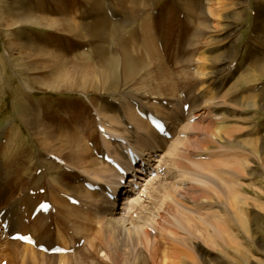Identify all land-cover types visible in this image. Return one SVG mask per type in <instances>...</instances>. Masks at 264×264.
<instances>
[{
	"label": "rangeland",
	"instance_id": "1",
	"mask_svg": "<svg viewBox=\"0 0 264 264\" xmlns=\"http://www.w3.org/2000/svg\"><path fill=\"white\" fill-rule=\"evenodd\" d=\"M26 11H32L33 17L38 15L39 19H43L45 26L10 23L11 19L25 17L24 12ZM64 13H67L74 21L88 25L102 19H106L111 27L119 23L125 25L122 38L136 50L134 53L143 55L147 59L145 63L147 65L142 64L143 67L137 71L136 76L127 78L123 60H121L123 49L118 45L115 36L100 38L99 36L102 35L99 34L96 38H86L79 32L71 33L69 28H65V23H58L62 20ZM228 21H233L239 26L230 48L226 44L230 37H226V33H223V28ZM263 28L264 0H0V228L3 231L0 230V264L2 261L6 264H21L15 258L13 250L6 249L7 242L13 240L12 231L32 233V230L26 227L42 211L35 218L33 215L31 217V211L34 205L37 206L43 199L51 201V208L40 214L47 223V229L51 231L50 242L55 245H64L63 240H65L70 251L61 252L67 258L63 257L59 260L58 256L53 257L52 255L60 253L50 254L41 250L46 257L36 256L35 264H153L150 258L151 245L153 241L161 242L162 235L172 239L175 243L181 242V239L175 238L176 236H186L187 244L191 247L198 262L204 260L206 264H219L222 260L221 264H264V146L260 144L253 151L246 148L235 150L227 146L216 148L215 150L223 154L225 161L226 159L239 161L237 165L239 170L236 172L226 165L218 170L215 167L207 170L206 167L199 166L196 160H203L199 158L193 160L182 158L185 167H177L173 172L170 169L172 165L170 154L164 155L168 148L169 153L174 149L185 152L196 150L192 142L186 141V132L190 130V113L193 105L208 103L205 100L211 95L208 90H213L210 89L211 85H207L206 91L199 90L200 84L206 79L198 70L199 66L204 68V71L209 70V49L220 47L218 52L229 50L227 53L231 59L228 66L233 68L241 66V72L245 71L253 62L264 59ZM146 42L154 45L153 53L150 52ZM34 47L48 50L47 55L44 58H36L38 55L34 54L36 52ZM98 47H103L107 55L117 57L121 63L118 65L115 81L113 79L108 81L106 86L103 78L98 76L102 70L100 65L102 58ZM81 51L85 54H78ZM49 54L60 56L62 54L65 58H71L70 64L93 66V73L81 69L74 70L67 66L66 70L59 69L54 63L60 57ZM77 54L80 56L76 57ZM35 58L38 61L31 62ZM191 72L196 73L194 77ZM241 72L236 73L231 83L227 84L224 89L230 88L231 85L232 89H238L239 94L242 95L247 93L249 86H254L255 92L261 91L264 95V74L256 75L253 71H249L243 79ZM92 77L97 78L98 91L96 92L88 89L94 85L89 84ZM82 86L85 88H81ZM189 89H191L190 93ZM225 90L217 95L227 93ZM139 92H145L150 96L144 97ZM202 93L208 95L201 96ZM198 96L199 100L194 99ZM263 102L255 107H250L249 104L244 107L235 106L239 111L238 125H241L243 129H240V134L239 131L238 134L237 132L229 134L232 140L250 138L263 140ZM153 103L169 110V118L177 125L178 131L170 139L160 135L171 142L174 140V143L161 148L156 138L152 136L151 142L156 146L149 150L152 151L150 155L153 156L150 160L149 157L145 160L144 155L148 156V154L135 146L147 163V171L150 170L148 174L145 173L146 175L139 171L136 172L144 179L133 176L135 173L133 168L136 166H129L125 157L127 163L125 169L128 172L134 171L128 177L138 180L135 191L134 182H129L130 178L128 182L127 180L120 182L123 175L117 171V175L110 176L108 179L121 185L123 190L121 195L119 193L117 199L114 200L117 207L128 206L125 204L128 199L136 203V206H130L126 211L121 212L119 209L122 214H116L117 217L122 215L129 217L131 224L126 226L129 229L132 227L129 233L120 231L123 228L122 225L108 226L109 218H111L108 214L109 206L90 204L91 199L86 195L84 197L80 194L77 198L70 191L73 185L81 184L83 179L92 180L91 176L98 172L94 168L96 166L89 163L83 166L72 164L68 159L67 149L58 154H53L51 149L45 150L37 142L33 129L21 124L20 118L26 108L45 126L57 127V130L63 133L74 128L75 118H81V124H85L87 129L83 138L84 142L88 145L93 157L102 161L103 158L96 154V147L103 148L101 154L106 153L111 156L106 143L111 145L110 149L120 150V152L125 149L126 142L142 146L141 133L135 131L136 126L130 123L126 110L131 106H138L145 110V104ZM186 104L189 105V109L185 107ZM101 106L110 107L109 110L115 115L117 121L104 120L100 110ZM66 107L72 109L73 112H67ZM74 111L77 113L75 118ZM47 116L57 119L47 118ZM58 119L65 122H58ZM57 123H62V125ZM12 124L18 130L16 133L20 136L18 140L13 138L12 141V137L7 138L8 135H5ZM207 127V122L201 124L202 131ZM117 138L124 142H118ZM199 138L202 142V136ZM22 149H25L27 154H24ZM144 161L137 160V166H143ZM104 162L109 163L106 159ZM148 164L152 165V168ZM153 166L160 171L162 169L163 173L154 171ZM215 171L222 175L221 180ZM99 172V175H103ZM165 172L170 173L167 178L164 176ZM179 172L185 173L189 181L195 185L207 186L209 189L220 186L221 190H225L224 180H236L234 181L236 184L247 189V191L242 190L243 194L250 195L249 199L255 198L251 199V203L243 204V214L245 211L244 216L248 227L245 230H239L238 233L241 244L240 252L229 249L224 237L216 235L212 217L207 214L217 210L216 204L204 202L192 205L191 201L178 197L176 190L179 182L174 175ZM241 174L242 177H240ZM73 197L77 199V204L71 203L70 200ZM222 197H224L223 202L228 204L227 196L223 194ZM57 202L72 206L70 212L73 214L70 213V219L73 220L76 214V219L83 215L88 216L86 219L89 221L79 219L85 223L82 229H76L72 220L68 222V217H63L58 222L56 218L58 216L55 214L61 208L57 207ZM165 203H172L175 206L173 217L175 222L169 227L176 231L175 235L162 230L161 215L164 212ZM2 214L6 217H2ZM21 215L24 216L25 228L14 227L13 230L8 228L10 230L7 231L8 233L3 230V221L17 222L18 219H22ZM103 218L105 223L102 224L100 221ZM56 227L60 228V232L63 231L62 235L58 234ZM207 229L208 231L212 229L209 234L215 235L216 239L213 236L211 239L208 237L205 231ZM147 231L149 234L146 237ZM13 241L20 242V240Z\"/></svg>",
	"mask_w": 264,
	"mask_h": 264
},
{
	"label": "bare ground",
	"instance_id": "2",
	"mask_svg": "<svg viewBox=\"0 0 264 264\" xmlns=\"http://www.w3.org/2000/svg\"><path fill=\"white\" fill-rule=\"evenodd\" d=\"M193 6H194V4H193ZM224 6L225 5H223V7ZM29 11L24 12L25 17L20 18V19H11L10 23H12V24L13 23H28V24L30 23V24H33V25L35 24L38 26H45L43 19H39L38 15L33 17L34 13L32 11L31 12H29ZM20 13H21V11L19 12V14ZM21 16H23V15L21 14ZM62 17H63L62 20L61 21L59 20L58 23H61V24L65 23V26H66L65 28H69L70 31H72L71 33H74V32L78 33L79 32L80 34H82L86 38H92V37L96 38L99 36V34L102 35V36H99L100 38H104V37H108V38L111 37L112 38L115 36V39L117 40L118 45L122 46V49H123L122 50L123 51V59H121V60H123V64H124V68H125L127 78H132L134 75L136 76L137 71H140L141 67H143L142 64L146 63L147 59L143 55H139L138 53H134V51H136V50L133 49L132 46L122 38V32L124 31L123 28L125 27V25L119 23V24H114V26L111 27L109 25V23H107L106 19H102L100 21H96V22L92 23V25H88L85 23H80V22L74 21L73 19H71V17H69V15L67 13H64V15ZM222 20H223V17H222ZM5 24H6V22H5ZM262 25H263V23H262ZM145 29H146V26H145ZM238 29H239L238 24L233 22V21H228V23H226L224 28H223V31H224L223 33L224 34L226 33L225 36L230 37V39H228V43H226L229 46V48L233 42L234 36H235L236 32L238 31ZM262 32H263V36H264V28L262 29ZM149 39L150 38L148 37V40ZM263 41H264V39H263ZM148 42H146L147 47H149L150 52L153 53L155 51L153 48L154 45L152 46V44H149L150 42L149 43ZM81 48H83V47H81ZM219 48L220 47L209 49L210 50L209 51V53H210L209 58L210 59H208V60H210V61H208L209 62V65H208L209 70L204 71V68H201L200 66H199V70H198L199 73L202 74V76H204V78L206 79L202 84H200L199 90L201 89L203 91H206L208 89L207 85H209V86L211 85V88L210 87L209 88L213 89L214 91L208 90V93L211 94L210 96L206 97L207 99H205L206 101H208V103L204 102L205 103L204 105H200V104L196 103V105H193V110L190 113L191 114L190 115V123H189V129L190 130H188L186 132V141L192 142V144H193V146H195L194 148H196V150H191V151L185 152L184 150L174 149L173 152L170 151V153L168 152L170 150L169 148L167 150H165L164 155L167 156L170 154L169 156H170V160H171V164H172L170 166V169L173 172L176 171L177 167L178 168L180 166L185 167L183 164L182 158L183 159L187 158V159H191V160L196 159V158L203 159V160H196V161L198 162L199 166L206 167L207 170L213 169V167H215V169L218 170L221 167H223L224 165H226L236 172V170H239V169H237V165H238L239 161H236V160L228 161L227 159L225 161L223 154H221L218 150H215L216 148H219L221 146H227L229 148L232 147L235 150L239 149V148L240 149L246 148L248 150L253 151L260 144H262L264 146V138H263V140H261V139L259 140V138H250V139H245V140L244 139L243 140H237V139L232 140L231 137H229V134L230 135H232L233 133L236 134V132L238 134V131L240 134L241 133L240 129H243L240 127L241 125H238L239 124L238 123L239 118H237V114L239 111L237 110L238 108H235V106L238 107V105H239V106L244 107L245 105L247 106L248 104H249L248 106H250V107L258 106L261 102L264 101V95L262 94L263 92L261 93V91L255 92L256 88L254 86H249L247 93L240 95L238 89H232L233 87L231 88V85H230V88L226 89L227 93L222 94L221 96L217 95V93H220V91H222V90L224 91L225 90L224 87H226L227 84L231 83L232 77L235 76L236 73L241 72V70H242L241 66L240 67H234V68L232 66H231L232 68L229 67L228 64L230 63V59H231V58H229V54L227 53L229 50L226 49L227 51L218 52L221 49V48L220 49ZM34 49L36 50V52L34 54L38 55V57H36V58H40V57L44 58V56L47 55L48 50L45 51V49H41V48H37V47L36 48L34 47ZM98 52L101 54V58H102L100 61V65L102 66V70L100 71V73H99L100 75H98V76L100 78L101 77L103 78L104 84L106 86V83L108 81L110 82V80L116 79L117 69L119 68L118 65L121 63H119V59L117 57L107 55V52L105 51V49L103 47H98ZM78 54L83 55L85 53L81 51V53L79 52ZM78 54L75 56L76 57L80 56ZM49 55L50 56L55 55V57H60V59L58 58V60L54 63V65L56 67H58L59 69L62 68L64 70H66L67 69L66 66H67L68 68H74V70L81 69V70H87V71L93 73V70H92V69H94L93 66H91V67L87 66L86 67V65L84 66L81 64H70L71 62H69V60L71 58L70 59L65 58L62 56V54H61V56L57 55V54H49ZM120 56H121V54H120ZM153 56H151V58ZM36 58L31 62H37L38 60ZM232 59H234V58H232ZM197 60H198V58H197ZM150 64H151V61H150ZM146 65L147 64H145V66ZM26 69H27V67H26ZM186 71H187V69H186ZM249 71H253L254 74H256V75L264 74V59H260L259 61L253 62L249 66V68H247L245 71H242L241 73L243 75V79L246 78ZM191 73H189V74H191ZM195 74H193L192 77H194ZM192 77H189V78L191 80H194ZM199 77H201V76H199ZM27 79L30 82V78L28 77ZM96 82H97V78L94 79V77H92V79L89 80V84H94V85H92V87H88V89H91L93 92L98 91V86H97ZM117 83H118V81H117ZM162 84H163V82H162ZM194 84L197 85V83H194ZM233 84H234V86H236L235 83H233ZM115 85L117 86V84H115ZM111 87H113V86L111 85ZM81 88H85V86H82ZM189 88H191V87L189 86ZM159 90H160V88H159ZM0 91H1V89H0ZM190 92H191V89H189V93ZM139 94L143 95L144 97L150 96L145 92H139ZM206 94L202 93L201 96H205ZM172 95H174V94H172ZM199 96L195 97L194 99H198ZM194 101H196V100H194ZM153 102H155V101H153ZM206 104H210V105H206ZM109 108L102 107V106L100 107V110H101V113L103 116L102 118L104 120H107V121L109 120L110 122L111 121L116 122L117 118H115V115H113L110 112ZM115 109H117V108H115ZM144 109L145 110L141 109L138 106H131V107H128V109L126 110L127 111L126 114H127L128 119L130 120V123H132L136 126L135 131L141 133L140 136H141V139L143 141L142 146L141 145L139 146V145L134 144V143L128 144L126 142L125 149H123V151L121 150V152H120V150L116 151L113 148H112L113 150L110 149L111 145L106 143V148L110 152L111 156L114 158V161H116V162L120 161V162H123L125 165H127L125 157L126 158L128 157L127 153L129 151L130 147H131V150L133 149V151L136 154L140 155L138 153V151L136 150L135 146L137 148H139L143 153L148 154V156L144 155L145 160H147V157H149L148 158L149 160L152 159L153 156L150 155L152 151H149V150H151L152 147L156 146L151 142L152 136L154 138H156L158 146L160 144L161 148L165 147L166 145H169V144L172 145L174 143V140L171 142V140H167L169 138L166 137L167 138L166 139V138L162 137L164 135L160 134L151 125L148 117L144 116V114L148 115L149 113H152V114H155L156 116L164 119L167 126H168V130L170 131V133L172 135H176V132L178 131V127L175 124L174 120H171L169 118V116H168L169 110L165 109V107L163 108L162 105L156 106L154 103L153 104H145ZM66 110H67V112L72 111V109L70 110L68 107H66ZM23 112L24 113H21L22 116H20L21 124H23L24 126H26L29 129H33L34 134L33 133L32 134L35 135L37 142L40 144V146H42V148H45V150H48V151L51 149L53 154H55V153L58 154V153H60V151L67 149L68 159L71 160L72 164L83 166L84 164L89 163L92 166H96V167H94L96 169V171H98V172L100 171L101 173H103V175H101V174L99 175L98 172L97 173L95 172V174L93 176H91L92 180L91 179L90 180H84L83 179L81 184L79 183V184L73 185L71 187V190H70L72 192L73 196L74 197L76 196L77 198H79L80 197L79 195L83 194V196L86 195L87 197H89L91 199V201L89 200L90 204H96L97 203V204H101L103 206H109L110 208L108 209V214L111 215V218H109L110 221H109L108 226L110 227L113 225L115 227V226L122 225L123 228H122V230H120L121 232H123V233L131 232L130 229L132 227L130 229H129V227H126L127 225L131 224L129 217H127L125 215L124 216L122 215L121 217H117L116 214H122L121 212L126 211L130 206H136L135 201L128 199V201H126V203H125L128 206L117 207L116 202L114 200H111L108 197V193L117 194V197H118L119 193L121 195V191L118 190L120 185L116 184L112 179H111L112 181L108 180L110 178V176H115V175H117V172H118L120 175H123V178H124V174H121L113 166L112 162L108 161L110 164L104 162L105 158H103L101 161V160H97L96 158L93 157L92 152L90 151L88 145L85 144L84 139H83L85 137V133H87V131H86L87 129L85 127V124L84 125L81 124V122H82L81 118H79V117L75 118V116L77 114L76 111H74V115H73L74 118L76 119V121L73 123L74 128L70 131H67V132L65 131L64 133L59 132L57 130V127L50 126V125L45 126V124L40 122V119L37 116L31 114L30 111L27 110L26 108L23 110ZM78 113L81 114V112H78ZM47 118L57 119L56 117H52V116H47ZM59 121H61L62 123L65 122L63 120L58 119V122ZM203 122H207L208 127L202 131L201 130L202 129L201 124H203ZM62 123H57V124L62 125ZM17 131L18 130L16 129V126H14V124H12L10 127H8L7 131L5 132V135L6 134L8 135L7 138L12 137V141H13V138H14V140L15 139L18 140V139H20V136L16 135ZM160 135H162V136H160ZM200 136H202V142H200V138H199ZM119 137H121V136H119ZM117 140H118V142H124L120 138H117ZM96 149H97L96 153H98V154L103 153V148H101V147L97 148L96 147ZM22 150H23L22 152L24 154H27L25 149H22ZM20 152H21V150H20ZM226 155L228 156L227 153H226ZM237 155H235V156L237 157ZM239 156H241V155L239 154ZM60 158H62V157H60ZM241 160H243V158ZM130 161L128 160L129 163H130ZM196 161H194V162H196ZM249 161H247V162L249 163ZM188 163H189V161H188ZM240 164H242V163H240ZM243 164H244V161H243ZM129 166H131V165L129 164ZM135 166L136 167L133 166L135 173H134V171L133 172L130 171L128 173H131V174L134 173V175H133L134 177L144 179L143 177H141L142 176L141 174L139 175L136 172L139 171V172L144 173V175H146L149 173L150 170L147 171V167H146V172H145L142 170V166L141 167H139L137 165H135ZM148 166H150V168H152V165L148 164ZM245 166L247 167V165H245ZM153 168H154V166H153ZM148 169H149V167H148ZM231 169H230V171H231ZM154 171H157L158 173H160V172L163 173L162 169L160 171V169L158 170V168H156V169L154 168ZM172 171H169V172L171 173ZM151 173H152V171H151ZM170 173L165 172V175H164L165 178H167L170 175ZM215 173L219 178H220V176H222V175H220V173H217L216 171H215ZM239 175H240V173H239ZM175 176H176L175 179L179 182V186H177L176 194L178 195V197L180 199L191 201L192 205H196V204H200V203L202 204L204 202H207V204H210V203L213 205L216 204L217 210H215L213 212H211L209 210L211 213H207L210 215V217H212V222H213V225L215 227L216 235H219L222 238L224 237L225 243L227 244L229 249L240 252L241 251V244H240V241L238 239V233H239V230H245V228L248 227L247 220L244 216L245 211L243 214V204H248L252 199V198L249 199L250 195L247 196L248 194L246 195V194L242 193V190L247 191V189H244L240 185L242 187L241 188L238 184L235 183L236 180H234L235 181L234 182L233 179H231L229 181L224 180L223 183L226 185V188H224L225 190H221L220 186L213 188V189H209L207 186L199 187V186L195 185L193 182L189 181V179H188L189 177H187L185 175V173L183 174V173L179 172L176 175H174V177ZM240 177H242V174ZM123 178H121V180ZM221 178H220V180H221ZM127 182H128V180H127ZM129 182H134L133 183V189L135 191V185L138 184V180L135 178H130ZM105 183H108V184H105ZM119 184H120V182H119ZM129 185H131V184L129 183ZM111 188L113 189L112 191H111ZM223 194L225 196H227L226 198H228V204L223 202V198H224V197H222ZM253 199H255V198H253ZM18 202H20V201H18ZM57 204H58L57 207L61 208L55 214L58 216V217H56L58 222H60V219L63 217L69 218L70 217L69 215L71 213L70 211L72 210V209L70 210V208H72V206H69L68 204H65V203L62 204L59 202H57ZM35 207H36V205H34V207L32 208V211H31L32 213H33ZM119 209L121 210V212H119ZM3 211H4V209H3ZM174 211H175V206L172 203H165L164 212L161 215V217L163 218L161 225H162L163 231H166L170 234L175 235L176 231L172 230L173 229L172 227L169 228L171 226V224L175 222V220L173 219V217L175 215ZM76 212H77V210H76ZM17 213H20V212H17ZM42 213H43V211L37 215V217L35 218L34 221H30V223L28 224L27 227H26V224L24 223V216L23 215H21L22 219L21 218L18 219L19 221H17V222L14 220H11V221L6 220L5 222L3 221L5 223L3 230H5L6 232L13 230L14 227H17V228L18 227L19 228H25L26 227V228H30L32 230V233L25 231V232H23V234L31 233L32 239L34 240V242H23V241L18 242V241H13V240H11L10 242L9 241L7 242L6 249H12L15 258L21 264H35V262H36L35 259H37V258H35L36 256H38V257L40 256L42 258L46 257V254L39 249L40 245H43V244L46 245V248L48 251L51 250V248H53L55 246V244H52L49 240V237L51 236V231L49 229H47L48 228V226H46L47 223L44 222L42 215H40ZM3 214H2V217L4 216ZM71 214H73V213H71ZM74 215H75L74 219L72 220L69 218L68 222H70L72 220L73 221L72 223L76 229H79V228L82 229L83 228L82 226H84V224H85L84 221H89L88 219H86L88 216L87 217L83 216V215L81 217L79 216L80 217L79 219L82 218L84 220L83 221V220H79L78 218L76 219V214H74ZM10 216H12V215H10ZM31 216H32V214H31ZM4 217H6V216H4ZM179 221H178V223H179ZM100 222L103 224L104 218ZM31 223H32V225H31ZM45 226H46V229H45ZM8 228H10V230H8ZM59 229L57 230V232L59 235H62L61 232H63V231L60 232ZM0 230H1V228H0ZM84 230H85V228H84ZM208 230L209 229L205 230L207 232L208 237L211 239V237L213 236V238L216 239L215 235H213L211 233L212 234V236H211L209 234V232L212 229L210 231H208ZM163 231H162V233H163ZM1 232H3V231L1 230ZM13 233H18V231H12L11 234H13ZM148 234L149 233L147 231L145 236ZM226 236H227V238H226ZM11 238H12V235H11ZM175 238L181 239V242L175 243L172 239L165 237V236L163 237V235L161 237V242L153 241V244L151 245V249H150V258H151L153 264H199V263L206 264V262H204V260H201L199 262L197 261L196 256L193 253L191 247L188 246V244H187L186 236H184V235H182L180 237L176 236ZM61 239L63 240L64 238L62 237ZM213 241H212V243H213ZM63 242H64V245L63 244H59V245L68 249L69 247L66 244V241L63 240ZM146 242H147V240H146ZM59 253H60L59 255H52V256L53 257L58 256L59 260H62L63 257H65L66 255L64 253H61V252H59ZM55 254H58V253H55ZM66 258L67 257H65V259ZM221 263H222V260L219 261V264H221ZM37 264H39V263H37Z\"/></svg>",
	"mask_w": 264,
	"mask_h": 264
}]
</instances>
